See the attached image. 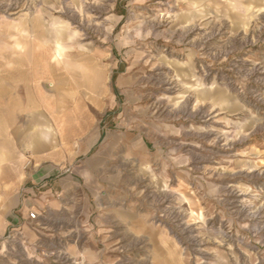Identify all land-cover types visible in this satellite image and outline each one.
I'll return each instance as SVG.
<instances>
[{"label":"rangeland","instance_id":"rangeland-1","mask_svg":"<svg viewBox=\"0 0 264 264\" xmlns=\"http://www.w3.org/2000/svg\"><path fill=\"white\" fill-rule=\"evenodd\" d=\"M7 107L84 135L0 264H264V0H0Z\"/></svg>","mask_w":264,"mask_h":264},{"label":"crops","instance_id":"crops-1","mask_svg":"<svg viewBox=\"0 0 264 264\" xmlns=\"http://www.w3.org/2000/svg\"><path fill=\"white\" fill-rule=\"evenodd\" d=\"M30 112L7 107L0 114L6 116L0 125V243L31 210L41 211L45 198L52 202L53 190L61 185L62 178H56L75 160L77 140L84 135V130L72 133L66 124L54 126L40 109L32 115L44 117L41 127L34 128L27 120L15 123L14 117ZM48 179L53 181L51 188L39 183Z\"/></svg>","mask_w":264,"mask_h":264},{"label":"built area","instance_id":"built-area-1","mask_svg":"<svg viewBox=\"0 0 264 264\" xmlns=\"http://www.w3.org/2000/svg\"><path fill=\"white\" fill-rule=\"evenodd\" d=\"M28 216H29L30 218H36L37 214H36L35 212H33V211H30V212L28 213Z\"/></svg>","mask_w":264,"mask_h":264},{"label":"bare ground","instance_id":"bare-ground-1","mask_svg":"<svg viewBox=\"0 0 264 264\" xmlns=\"http://www.w3.org/2000/svg\"><path fill=\"white\" fill-rule=\"evenodd\" d=\"M62 31V30H61ZM60 38L61 37H63V36H65V33H62V32H60V34L58 35ZM57 57L59 56V52H57V55H56Z\"/></svg>","mask_w":264,"mask_h":264}]
</instances>
